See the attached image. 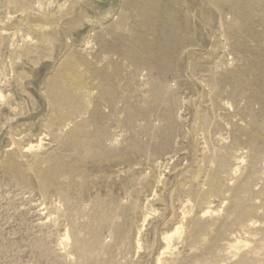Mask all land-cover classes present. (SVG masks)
Instances as JSON below:
<instances>
[{"label": "rangeland", "instance_id": "374dc122", "mask_svg": "<svg viewBox=\"0 0 264 264\" xmlns=\"http://www.w3.org/2000/svg\"><path fill=\"white\" fill-rule=\"evenodd\" d=\"M230 2L0 0V264H264L262 61ZM160 4L193 27L194 53L177 41L153 49L157 74L137 71L135 52L145 62L146 44L168 43ZM254 18L244 30L263 36ZM106 59L122 67L120 92L96 122L88 88ZM156 77L168 87L152 104ZM97 125L109 132L99 154ZM76 239L92 246L85 261Z\"/></svg>", "mask_w": 264, "mask_h": 264}, {"label": "bare ground", "instance_id": "6f19581e", "mask_svg": "<svg viewBox=\"0 0 264 264\" xmlns=\"http://www.w3.org/2000/svg\"><path fill=\"white\" fill-rule=\"evenodd\" d=\"M157 1V0H156ZM165 1V0H164ZM144 2V1H143ZM163 2V1H162ZM161 2V3H162ZM231 2H232V5H231V9L233 10V15H234V17H235V19H234V23L236 22V24H234V26H233V28H239L238 30H239V33L240 32H243L244 34H247V36H248V38L250 39V42L251 41H254V42H256L257 43V45H256V47H257V52H256V55L258 56L257 58H259L261 61H262V65H254L255 67H256V71H259L260 72V75H261V81H260V83H261V87H262V89L264 88V45H261L262 43H264V35L263 36H261V35H259V33L257 34V33H255V32H250V30H248V33H246L247 31H245L246 30V25H245V23L246 24H251V23H253V17H258V21H257V23L258 24H263L264 25V0H231ZM230 2V3H231ZM160 3V2H159ZM158 3V4H159ZM164 3V2H163ZM182 3V2H181ZM229 4V3H228ZM161 5V4H160ZM158 8H159V10L157 11V13H156V15H159V24H157V26H158V33H160V36H164L165 35V31H166V33H168V43L167 42H164L165 44L164 45H161V47L159 46L157 49L155 48V46H150L149 44H146L145 45V48H152V49H149L148 51H147V53H146V55H152L153 53H152V51L154 52V54H153V58H149V56H147L149 59H145V62L144 61H141L140 59H138L137 58V56H138V54L134 51V50H132V52H135L134 54V56L132 57V60H133V64H134V66H135V69L138 71L139 69H142V70H147V71H149V72H152V74H157L158 72H159V67H158V65H156L155 64V62H154V60H155V55H156V52L153 50V49H155V50H159V51H161V50H164V51H169V52H171V51H175L173 48L178 44L177 43V41L178 42H180L182 45H184V46H186V48H185V52H186V55L188 56V58L190 59L191 57H192V53H194V52H192V51H190V53H189V50H188V47H190V46H192V44H194V42H193V39H191V37H189L191 34V28H193V27H189L188 25H186V26H184V27H182L181 29H179V26H180V24L182 23V22H178V20H177V13H178V11L177 10H173L172 8H170V5H169V8H168V5L166 6V5H164V6H162L161 5V7H159L158 5H156ZM222 11V10H221ZM219 13V12H218ZM162 14H165V17H163L161 20H160V16H162ZM243 15H247V17H245V20H243L244 18H240L241 16H243ZM237 16V17H236ZM233 16H232V14H228V16H227V20H233V18H234ZM158 18V17H157ZM222 18V17H221ZM247 18V19H246ZM156 21V20H155ZM242 21H244V22H242ZM184 23H186L187 22V19H185L184 21H183ZM238 22H240V23H238ZM162 23V24H161ZM224 24V23H223ZM233 25V24H232ZM236 25V26H235ZM116 26V25H115ZM204 26V25H203ZM242 26V27H241ZM244 26H245V28H244ZM255 26V25H254ZM231 27V26H230ZM241 27V28H240ZM261 27V26H260ZM157 28V27H156ZM224 28V27H223ZM262 28V27H261ZM111 29V28H110ZM109 29V30H110ZM116 29V28H115ZM245 29V30H244ZM119 30V29H118ZM252 30V29H251ZM193 31V30H192ZM234 31V30H233ZM235 31H236V29H235ZM245 31V32H244ZM253 31V30H252ZM263 31V30H262ZM261 31V32H262ZM156 32H157V29H156ZM179 32H182L183 33V37L179 40ZM230 32H232V31H230ZM238 32V31H237ZM195 33V32H194ZM229 36V35H228ZM232 36V35H231ZM166 37V38H167ZM165 40V39H164ZM104 41L102 40V44H104L103 43ZM243 42V41H242ZM249 42V41H248ZM249 42V43H250ZM109 44V43H108ZM108 44H107V47H108ZM158 44V43H157ZM234 44V43H233ZM236 44V43H235ZM103 46V45H102ZM106 46V45H105ZM105 46H104V48H105ZM225 46V45H224ZM226 46H227V44H226ZM243 46L244 45H242L241 46V48L242 49H244L243 48ZM253 46V45H252ZM244 47H246V45L244 46ZM250 47H251V45H250ZM239 48V47H238ZM236 49V48H235ZM107 50V49H106ZM254 51V50H253ZM253 51H251V52H253ZM196 52V51H195ZM246 52V51H245ZM184 53V52H183ZM197 53V52H196ZM247 53V52H246ZM235 54V53H234ZM146 55H145V57H146ZM195 55V54H194ZM98 56V55H97ZM96 56V57H97ZM252 56V55H251ZM99 57V56H98ZM224 57V56H223ZM249 57V56H248ZM225 58V57H224ZM99 59V58H98ZM103 59V58H102ZM101 59V60H102ZM184 59V58H183ZM194 59V58H193ZM252 59V58H251ZM220 60V59H219ZM98 61V60H97ZM105 61V60H104ZM106 64H105V66L103 67V69H98V68H100V67H98V68H95V64L93 65L94 66V68H95V70L94 71H92L93 72V74H92V76H93V78H91V80H95V81H97L96 83L94 82V84H92V85H90V87L88 88L89 89V91L90 90H96L97 91V94H98V96H97V101H95L94 103L96 104V107L94 108V110L91 112V115H89V116H91L90 118L92 119V120H94V121H100V120H106V119H109V116H111V115H109V116H107L106 114H103L104 112H102L103 111V106H106V107H108V108H110L111 110H113V108L114 107H116V97L115 96H117V95H115L118 91H119V88H117L118 89V91H116V93L114 94V92H115V88H113V87H115L116 85H117V82L122 78V67L120 66V65H115V64H113L110 60H107L106 59ZM221 62L223 61V59L222 60H220ZM252 61V60H251ZM259 61V60H258ZM102 62V61H101ZM177 62V61H176ZM176 62H172L171 61V57H170V59H169V62H167L166 64H165V66H164V72L167 74L166 75V77H167V81H168V77H170V74L176 69L175 68V63ZM189 62V61H188ZM201 62V61H200ZM218 62V61H217ZM220 62V63H221ZM152 63H154V64H152ZM202 63V62H201ZM219 63V64H220ZM97 65H99L98 63H96ZM192 64H193V62H192ZM195 64H197V63H195ZM194 64V65H195ZM253 64V63H252ZM257 64V63H256ZM96 65V66H97ZM153 65V66H152ZM155 65V66H154ZM191 65V64H190ZM92 66V67H93ZM101 66H103L102 64H101ZM203 66V65H202ZM216 66H218L216 69H218V68H220V66H221V64H220V66L219 65H216ZM195 67V66H194ZM198 67V66H197ZM253 67V66H252ZM251 67V69H252V71H253V68ZM93 68V69H94ZM102 68V67H101ZM111 69V71L110 70H108V69ZM233 68V67H232ZM92 69V70H93ZM191 69V68H190ZM209 69V68H208ZM215 69V70H216ZM250 69V68H249ZM255 69V68H254ZM177 70V69H176ZM196 70V69H195ZM197 70H198V68H197ZM206 70V69H205ZM212 70V69H211ZM219 70V69H218ZM247 69H245V71H246ZM213 71H214V69H213ZM222 71V70H221ZM220 71V72H221ZM67 72V71H66ZM193 72H195V71H193ZM197 72V71H196ZM212 72V71H211ZM215 72V71H214ZM214 72H212V73H214ZM216 72H217V70H216ZM230 72V71H229ZM244 72V71H243ZM242 72V73H243ZM134 73V72H133ZM237 73V72H236ZM194 74V73H193ZM211 74V73H210ZM251 74H253V73H251ZM132 75V74H131ZM196 75V74H195ZM211 75H213V74H211ZM258 75V74H257ZM86 76V75H85ZM253 76V75H252ZM218 77V76H217ZM235 77V76H234ZM259 77V76H258ZM204 78V77H203ZM213 78V77H212ZM214 79H215V77H214ZM230 79V75L228 74V75H223V76H221L220 78H219V81H220V84L221 85H218V86H216L215 87V96H214V98L215 99H224L225 97H227L228 95V93L226 94V90H224V88H223V84L224 83H226L225 85H227V82H228V80ZM258 79V78H257ZM135 80V79H134ZM210 80V79H209ZM79 81V80H78ZM88 81V80H87ZM90 81V80H89ZM197 81V80H196ZM259 81V80H258ZM80 82V81H79ZM222 82V83H221ZM224 82V83H223ZM230 82V81H229ZM210 83H213L212 82V80H211V82ZM215 83V82H214ZM218 83V82H217ZM257 83H259V82H257ZM86 84V83H85ZM91 84V83H90ZM149 84H150V86H151V94L153 95V99H152V104H158L157 103V101H158V99H160L161 98V96L162 95H164L163 93H164V91H165V87L166 86H164V84L161 82V81H159L158 80V78L156 77V78H152L151 79V81L149 82ZM256 84V83H255ZM77 85V84H76ZM113 85H115V86H113ZM216 85V84H215ZM224 85V87L225 88H228V87H226ZM229 85V84H228ZM232 85V84H231ZM79 86V85H78ZM92 86V87H91ZM149 86V87H150ZM234 86V84L232 85V87ZM236 86V85H235ZM129 87V86H128ZM168 87V86H167ZM166 87V88H167ZM204 87V86H203ZM207 87V86H206ZM231 87V86H230ZM231 87V88H232ZM237 87V86H236ZM85 88H86V86H84V84L81 82L80 83V86H79V88L78 89H80V91H83V90H85ZM212 88H214L213 86H212ZM211 88V89H212ZM230 88V89H231ZM234 88V87H233ZM233 88H232V90H233ZM116 89V90H117ZM241 89V88H240ZM77 90V89H76ZM235 90V89H234ZM233 90V92H235ZM238 90V89H237ZM121 91H122V88H121ZM120 92V91H119ZM232 92V91H231ZM230 92V93H231ZM237 92V91H236ZM133 93V92H132ZM212 95H214V92H213V94ZM227 95V96H226ZM236 95H237V93H236ZM119 96V95H118ZM233 96V95H232ZM231 96V97H232ZM213 97V96H212ZM244 97V96H243ZM77 98V97H76ZM94 98V97H93ZM121 98V97H120ZM90 100V99H89ZM175 100H176V98H175ZM178 100V99H177ZM169 102V101H168ZM172 102V101H171ZM250 102V101H249ZM248 102V104L250 105V103ZM160 103H161V101H160ZM251 103H252V101H251ZM127 104V103H126ZM129 104V103H128ZM175 104H176V102L174 103V106H175ZM228 104V103H227ZM253 105V104H252ZM144 106V105H143ZM170 107V106H169ZM173 107V106H172ZM212 107V106H211ZM78 108H80V110H81V108H83V107H78ZM174 108V107H173ZM263 108H264V105H263ZM91 109V108H90ZM106 109V108H105ZM123 109V108H122ZM207 109V108H206ZM117 110V109H116ZM114 111H115V109H114ZM113 111V112H114ZM131 111V110H130ZM173 111V110H172ZM113 114V113H112ZM129 115H130V113L128 112L127 113V118H126V120L125 121H123V126L124 127H126V128H130V126H131V124H132V120H131V118H128L129 117ZM68 116H70V117H72L73 115L72 114H70V115H68ZM88 116V117H89ZM131 116H133V114H131ZM137 116V115H136ZM167 116V115H166ZM175 116V115H174ZM256 116V115H255ZM143 117V116H142ZM173 117V116H172ZM172 117H170V118H172ZM168 118V117H167ZM90 119V120H91ZM115 120V119H114ZM173 120V119H172ZM229 121V120H228ZM258 122V121H257ZM94 123V122H93ZM98 124V123H97ZM118 124V123H117ZM170 124V123H169ZM233 124V123H232ZM255 124H257V123H255ZM94 125V124H93ZM222 125V124H221ZM157 126V125H156ZM232 126V125H231ZM132 127V126H131ZM235 127V126H234ZM255 127H256V125H255ZM254 127V128H255ZM153 129V128H152ZM257 129V128H256ZM84 130V129H83ZM82 130V131H83ZM130 130V129H129ZM149 131V130H148ZM224 131H226V130H224ZM237 131H239V130H237ZM236 131V132H237ZM86 132V131H85ZM87 133V132H86ZM109 132L107 131V129H106V127H103V126H96V132H95V147H96V149H97V152H98V154H99V152H102L101 151V148H102V143H103V141H104V139H107V136L109 135L108 134ZM76 134H79V132L77 133V131H76V133L74 134V136L76 135ZM118 134V133H117ZM80 135H82V136H84L83 134H80ZM88 135V134H87ZM77 137V136H76ZM152 138V137H151ZM81 139V138H80ZM88 142H90V141H88ZM135 142V141H134ZM106 143V142H105ZM252 143V142H251ZM264 145V144H263ZM112 146V145H111ZM127 146V145H126ZM79 148H80V146H78ZM32 148V147H31ZM257 149V148H256ZM148 152V151H147ZM110 154V153H109ZM114 154V153H113ZM77 155V154H76ZM105 155V154H104ZM95 156H97V155H95ZM126 195V194H125ZM69 202V201H68ZM93 204V203H92ZM107 204V203H106ZM110 206V205H109ZM239 206V205H238ZM237 207V206H236ZM237 208H239V207H237ZM236 208V209H237ZM115 209V208H114ZM108 210V209H107ZM113 210V209H112ZM236 211V210H235ZM80 213V212H79ZM101 213V212H100ZM245 214V213H244ZM105 215L106 216H109L110 215V211H106L105 212ZM81 216V215H80ZM237 216V215H236ZM238 216H240L239 214H238ZM242 216H244V215H242ZM238 218V217H237ZM240 219V218H239ZM242 220V219H241ZM99 223V222H98ZM104 223V222H103ZM97 225V224H96ZM101 227V226H100ZM99 230V231H98ZM100 229H95V231H94V237H95V239L93 240L94 241V245L96 246V245H99L100 244V237H99V235H100ZM92 235V234H91ZM92 238V237H91ZM171 238V237H170ZM82 240V239H81ZM103 241V240H102ZM97 247V246H96ZM76 248L78 249V251L80 250V252L82 253L81 254V258L83 259L84 257H87V256H85L86 255V253L87 252H89L90 251V249L92 248V246H91V248L89 249L88 248V246L86 245V243L84 244V243H82L81 241H79V240H77L76 239ZM94 248V247H93ZM88 255V254H87ZM84 260V259H83ZM89 260V259H88ZM85 261V260H84ZM161 261V257H159L158 258V262H160Z\"/></svg>", "mask_w": 264, "mask_h": 264}]
</instances>
